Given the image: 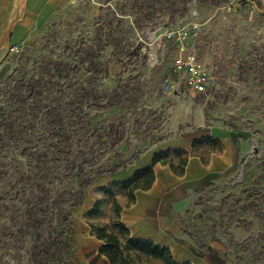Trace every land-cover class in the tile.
<instances>
[{
  "label": "rangeland",
  "instance_id": "obj_1",
  "mask_svg": "<svg viewBox=\"0 0 264 264\" xmlns=\"http://www.w3.org/2000/svg\"><path fill=\"white\" fill-rule=\"evenodd\" d=\"M26 2L0 0V264H78L73 221L101 180L217 123L244 143L236 169L178 203L174 233L219 264H264V0H61L22 24ZM189 2L211 82L166 92Z\"/></svg>",
  "mask_w": 264,
  "mask_h": 264
},
{
  "label": "crops",
  "instance_id": "obj_2",
  "mask_svg": "<svg viewBox=\"0 0 264 264\" xmlns=\"http://www.w3.org/2000/svg\"><path fill=\"white\" fill-rule=\"evenodd\" d=\"M60 1L27 0L21 23L41 21ZM208 128L199 129V134L179 139L172 145L150 147L122 179L101 180L97 196L87 200L85 209L73 221L70 237L78 264H112L100 252L105 241L99 239L97 230L93 229V225L106 227L112 220L123 224L130 238L153 241L169 248L178 264H219L194 251L174 233L171 222L172 210L183 198L236 169L244 144L241 137L220 123ZM147 168L151 171L143 172ZM129 180L132 182L125 186L123 183ZM98 201L102 202L100 210L92 214ZM116 205L119 214L115 212ZM131 252L146 256L149 264H166L144 252Z\"/></svg>",
  "mask_w": 264,
  "mask_h": 264
},
{
  "label": "built area",
  "instance_id": "obj_3",
  "mask_svg": "<svg viewBox=\"0 0 264 264\" xmlns=\"http://www.w3.org/2000/svg\"><path fill=\"white\" fill-rule=\"evenodd\" d=\"M251 1V0H247ZM232 3H229V7ZM190 21L189 23H177L167 30L169 36L176 39L177 53L172 67V75L166 83V92H175L179 87L188 91L203 92L211 82L209 66L199 59L189 49L192 36H198L203 23L198 21V12L194 2H189Z\"/></svg>",
  "mask_w": 264,
  "mask_h": 264
},
{
  "label": "trees",
  "instance_id": "obj_4",
  "mask_svg": "<svg viewBox=\"0 0 264 264\" xmlns=\"http://www.w3.org/2000/svg\"><path fill=\"white\" fill-rule=\"evenodd\" d=\"M151 169L147 168L143 172H150ZM132 180L126 181L123 184L127 186ZM102 202L98 201L95 207L91 210L92 214H97L100 210ZM116 214H119L118 205L115 206ZM115 226H120L128 238V244L123 245L120 242L118 235L109 232L106 227H98L93 225V229L97 230L96 234L99 239L105 241L100 249V252L105 254L112 264H134L131 258V251L138 250L151 255L154 258L163 260L166 264H178L175 262L173 255L169 248L163 247L149 240L134 239L129 237V230L118 220H114ZM126 253V254H125Z\"/></svg>",
  "mask_w": 264,
  "mask_h": 264
}]
</instances>
